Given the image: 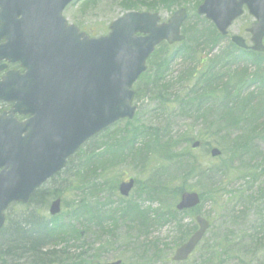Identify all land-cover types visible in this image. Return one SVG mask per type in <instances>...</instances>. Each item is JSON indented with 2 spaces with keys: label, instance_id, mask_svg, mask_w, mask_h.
<instances>
[{
  "label": "water",
  "instance_id": "95a60500",
  "mask_svg": "<svg viewBox=\"0 0 264 264\" xmlns=\"http://www.w3.org/2000/svg\"><path fill=\"white\" fill-rule=\"evenodd\" d=\"M73 0H0V60L19 63L23 76L9 72L0 81V101L14 103L8 116H0V229L11 204H26L45 181L88 139L121 119H132L133 93L129 90L145 70L154 46L181 42L179 29L186 13L175 12L167 24L156 26L155 14L128 13L109 26L107 37L88 39L66 27L61 12ZM243 7L254 18L246 30L250 49L264 53V0H203V15L225 37ZM140 34L145 37H136ZM231 43L246 49L243 39ZM14 114L29 115L18 124ZM198 147L193 143L191 148ZM215 158L220 152L210 151ZM133 181L121 183L118 193L128 197ZM199 204L194 193H184L175 209ZM60 212V200L48 213ZM197 231L178 247L171 261L187 259L205 234L208 224L195 218ZM113 264H120L119 262Z\"/></svg>",
  "mask_w": 264,
  "mask_h": 264
},
{
  "label": "trees",
  "instance_id": "16d2710c",
  "mask_svg": "<svg viewBox=\"0 0 264 264\" xmlns=\"http://www.w3.org/2000/svg\"><path fill=\"white\" fill-rule=\"evenodd\" d=\"M159 1L173 8L184 7L192 2V0ZM156 2L157 0H120V5L125 11L142 9L154 11V3ZM199 3L200 1H196L194 4L197 6ZM201 25L203 26L200 28H194L191 23H188L184 28L187 38L172 54L166 53L167 48L165 46L161 47V51L156 52L149 61L151 72L142 77V84L140 85L142 88L139 86L140 89L136 90L137 94L141 92V95L144 94L151 100L158 102L160 109L166 108L169 101L174 102L181 119H201L205 125V134L209 136V130H213L212 137L217 138L218 142L223 145L222 155H228L229 159L221 160L219 166L204 169L197 166L194 160L187 156L189 153H185V156L174 153V147L178 142L171 143V138L167 137L168 126H164V128H133L127 143H137L136 145L139 147L133 151L131 149L127 156L133 163L137 164L136 169L141 170V167H144L147 170L151 168L149 166L151 164L149 159L152 154L150 147L154 148L157 153L166 154L161 159L162 166L149 170L148 184H141L143 187L147 186L146 188L151 187V189L149 188L151 191L149 201L151 198L161 201L159 199H163L166 193L171 196L172 192L173 196L178 198L182 192L186 191V186L181 185L179 188L177 186L174 191H171L172 185L169 186V184L175 180L187 179L192 175L196 177L201 186H206L205 189L212 190L214 189V180L232 172V165L235 161L242 168H247V161H253L262 154L258 152L256 141L261 140L264 143V123H258L259 118L264 116V54L243 52L228 43L215 55L210 56V53L203 55L204 49L212 51L227 39L221 38L212 25L203 19H201ZM176 60H181V65L184 66L194 65L191 68L188 66L181 72L179 81L186 82L187 85L181 90L183 95L180 101L175 96L170 97L168 95L170 86L167 85L168 73L171 72V67ZM248 63L254 64L252 73H248L246 69ZM237 68L241 70L236 72ZM222 70L225 71L223 74V77L226 78L225 83H223V77L220 75ZM243 94H246V97H243ZM255 99H260V101L251 105ZM167 114L171 117L170 113ZM234 130L238 133L243 132V134H238L229 140V136L233 134ZM128 134L129 132H126L122 136L127 137ZM189 134L186 133V137H189ZM200 137L201 134H198L194 140L202 141ZM191 141H193L192 138H185L183 142L187 144ZM90 144L91 141L78 152L82 161L77 164L79 167L74 171L79 178L80 185L84 186L88 184L84 178L89 173L90 175H95L97 172L101 174L104 171L105 163L115 166L120 158L110 151L111 155L107 160V158L105 159L107 152L99 153L98 147ZM207 146L211 147L212 145L208 143ZM108 147L111 149V146ZM72 160L68 162L67 167ZM255 169L264 172V156L260 158V163ZM90 190L95 191L96 188ZM110 190L115 192L116 189L112 186ZM60 193L61 191L57 188H40L34 192L28 205L44 207L46 202L55 196H59ZM237 204L243 205L244 203ZM75 205L76 207L70 215L65 218L59 216L46 220L34 212H27L26 214H17L15 219H7L5 226L0 231V264H102L105 262L104 256L110 248L109 246L105 247V243H99L101 238L99 234L106 236L111 241L116 240L111 247L116 246L117 237L120 236L115 237L113 228L117 226L118 222L125 228L124 240H130L132 233L136 236L134 240H138L146 235L145 231L148 232L151 226H164L168 221L167 217L175 220L179 215H187L186 212L178 214L174 210H169L165 216L157 209L151 210L149 208L146 210L147 208H143L137 202L123 200H120L115 208L107 209V214L97 203L84 206L83 202H77ZM106 208L107 205L104 206V209ZM116 214L119 215L118 218H116ZM66 220L69 222L68 224H64ZM75 223L82 225L84 230L75 229ZM83 224L86 225L83 226ZM105 227L109 228L110 231L105 233ZM185 227L182 226L177 229L181 235H184L182 239L178 237V243L181 242L182 244L191 233V230L185 229ZM89 231L93 233L94 238L97 236L93 242L81 239ZM230 236L226 235L218 243L216 249L211 247L209 243L203 244L202 242L200 244L203 253H205L202 258L207 259L204 264L212 263L213 255L211 253H214V250L225 253L237 250L252 258L255 256L254 253L264 248L261 239L257 238L255 244L251 246L254 249L243 245L244 242L232 245L231 240L227 239ZM71 242L77 246L73 244L69 246ZM60 244L62 248L58 250ZM70 247H73V251L77 252L71 253ZM125 248L129 249L130 246L125 245ZM220 257L223 256L217 255V258ZM154 258L158 259L159 256L154 255ZM215 264L222 263L215 262Z\"/></svg>",
  "mask_w": 264,
  "mask_h": 264
},
{
  "label": "rangeland",
  "instance_id": "374dc122",
  "mask_svg": "<svg viewBox=\"0 0 264 264\" xmlns=\"http://www.w3.org/2000/svg\"><path fill=\"white\" fill-rule=\"evenodd\" d=\"M196 1L199 2L200 0H192L189 5L183 7L187 10L189 16V20L183 27V34L185 38H187V34L185 33L184 28L188 23H191L194 28H200L203 26L201 25V19L197 18L194 14V3ZM177 8L179 7L173 8L172 6H167L159 0L154 3V12L159 15L162 22L167 21ZM191 8L193 9L191 10ZM125 12L126 11L121 8L120 0H78L64 10L63 17L68 24L75 26L86 35L99 37L106 35L108 33V25L115 19L123 16ZM251 23H253V18L248 16L247 13H244L232 24L228 35L238 36L245 40L246 43H249L250 36L246 32V29L249 28ZM227 44L228 41L221 42L220 45L212 51L204 49L202 54L208 55L210 53V56L215 55L224 46H227ZM179 46L180 44L168 46L166 53L172 54ZM160 51L161 49L158 50V52ZM246 65L248 73H252L254 71V64L248 63ZM188 66L191 68L194 65L192 64ZM188 66L181 65V60H176L171 67V72L168 73L167 76V85L170 86L168 95L170 97L175 96V98H178L179 101L183 95V91L181 92V90L187 85L186 82L179 81V78L181 76V72L187 69ZM147 68L148 71L146 73L150 74V64ZM232 70H234V68H232ZM240 70L241 69L237 68L236 72H239ZM224 73L225 71L222 70L220 75L223 77ZM222 81L225 83L226 78L223 77ZM141 84L142 78L134 88L135 97L133 105L136 108V112L133 119L131 121H120L116 123L94 138L93 144L92 142L90 144L91 146L98 147L99 153L102 151L105 153L107 152V156H105V159L107 158V160L110 158V151H112V154H116L120 157L118 164L111 166L108 163H105L104 171L101 174L97 172L95 175H90L89 173V175L84 178L88 184L86 186L80 185L79 178L76 176V172L74 171L77 170L79 167L77 164H80L82 159L80 158L81 155L76 153L66 170L59 177L48 181L42 187L49 189L57 188L61 191L59 194L61 199V218L68 217L71 211L76 207L75 204L77 202H83L84 206H90L97 203L98 205H101L105 212L107 209L111 210L112 208H115L119 204L120 199L117 191L115 190V192H112L110 187L113 186L116 189L119 183L127 181L128 179H133L136 182V187L130 193L126 201L137 202L143 208H147L146 210H149V208L151 210L157 209L158 212L165 216L168 214L169 210H174L177 198L173 196V192L171 193V196L166 193L163 199H159L161 201H157L153 198L149 201V196L151 195L149 188L151 189V187L149 186V188H146L147 186L143 187L141 184H148V178L150 177L149 170L162 166L163 164L161 159L166 154L157 153L154 148L150 147L152 154L149 159V162H151L149 166L151 168L147 170L144 167H141V170L136 169L137 164L133 163L127 156L129 155L128 152L131 149L133 151L136 147H139L136 145L137 143H127V141H129L128 137L132 133L133 128H164V126H168L167 137L171 138V143L178 142V144L174 147V153L184 154V156L185 153H189L190 155L187 154V156L190 159H193L197 166L204 169L219 166L218 164L221 160L229 159L228 155H221V157L217 159H211L208 156L206 151L209 148V146L206 147L208 143L219 150H222L223 145L218 142L217 138L212 137L213 130L207 129L209 130V136L205 134V125L201 119H181V116L178 113L179 111L172 101L168 102L166 108L163 107L160 109L158 102L151 100L144 94L141 95V92H138L137 94V90L140 89L139 86ZM242 96L246 97V94H243ZM259 101L260 99H255L251 105L254 103L257 104ZM165 112L170 113L171 117H169V114ZM258 123H264V116L259 118ZM126 132H129L128 136L123 137L122 135H125ZM186 133H190L189 137H186ZM198 134H201L200 138L202 141L194 140ZM238 134H243V132L238 133V131L234 130L233 134L229 136V140H232ZM185 138H192L193 141L185 144L183 142ZM194 141H199L201 145L199 149L191 150L190 145ZM256 143L258 145V152H261L262 154L253 159V161H247V168H242L240 164L235 161L232 165L233 172H229L227 176L215 179L213 182L214 189L212 190L205 189L207 188L206 186H201L194 175L184 180H175L169 184V186L172 185L170 187L171 191H174L177 186L179 188L181 185H184L186 186L185 192H195L203 198V200H201L202 203L195 210L190 211L186 216L179 215L175 218V220L167 217L168 221L164 226H151L148 232L145 231L146 235L140 237L138 240H134L136 236L132 233V235H130L131 238L128 241L124 240L126 232L125 228H123L121 226L122 224L118 222L117 226L113 229L115 237L117 235L120 237H117V245L112 247L111 245H113L116 240L113 239L111 241L106 236L99 234L101 237L99 243H105V247L109 246L110 248L105 254L104 260L108 263L119 260L123 264H173L170 262V258L176 247L181 244V242H177V239L178 237H181L182 239L184 236L181 235L177 229L179 227L186 226L185 229H189L192 232L194 229L193 214H199L210 224V228L203 239V244L209 243L211 244V247L213 246L214 249H216L218 243L221 242L226 235H231L233 237L242 235L245 238L247 235L251 237L252 235H255L252 230V227L256 226L254 225L255 222L261 224L262 221V232H259V234H262H258L257 237L261 239L262 246L264 247V205L260 204V202H254L249 206L236 205L235 203L239 200V197H246V194L243 192H245L248 187V189H250L248 193H255L256 196L259 190L264 189V172H259L255 169V167L260 163V158L264 156V143L261 140H257ZM108 146H111V149ZM238 173L241 174L240 177H238ZM91 188H96V190H90ZM51 200L46 202L44 207H38L35 205H27L28 207L21 205L11 206L6 213V217L11 220L15 219L19 213L26 214L27 212H34L35 214H38L42 218L48 220L50 218L48 215V205ZM105 205H107L106 209H104ZM118 216L119 215L116 214V218H118ZM241 216L242 218L238 220ZM234 217L236 219H233ZM68 223L69 222L67 220L64 221V224ZM109 224L111 223L109 222ZM74 225L75 229L78 231L84 230L82 225H77L76 223ZM85 225L86 224H83V226ZM107 231H110V229L105 227L104 232L107 233ZM95 238L97 239V236H95ZM95 238L93 233L89 231L81 239L93 242ZM181 239L179 238L180 241ZM108 242H110L109 245ZM124 242H126V244H124ZM239 242L242 241H231V243H233L232 245ZM254 242L255 241L246 240L243 245L251 247L255 244ZM72 244L77 246V244H74L73 242H71L69 246H72ZM125 245H129L130 248L126 249ZM139 247L141 248L139 249ZM61 248L62 245L60 244L57 249L59 250ZM73 249V247H70L69 251L71 253L77 252L73 251ZM251 249L254 248L251 247ZM202 252V246H199L193 255L192 261L187 264H204L207 259H204V257L202 258L205 254ZM211 254L213 255L211 264H215V262L222 264H247V262L251 259L248 254L244 255L238 251L225 253L223 251L214 250V253ZM254 254L255 256L252 259L256 260L255 264H264V248L258 250L257 253ZM154 255L159 256V258H154ZM217 255H222L223 257L217 258Z\"/></svg>",
  "mask_w": 264,
  "mask_h": 264
},
{
  "label": "flooded vegetation",
  "instance_id": "af4514ba",
  "mask_svg": "<svg viewBox=\"0 0 264 264\" xmlns=\"http://www.w3.org/2000/svg\"><path fill=\"white\" fill-rule=\"evenodd\" d=\"M7 69H11L10 66L7 67ZM25 119H26L25 117H19V118H18V121L23 122ZM263 203H264V202H263ZM243 235H246V234H243ZM227 239H228V240H240V241H246V240H251L252 238L249 237V236H247V235H246V238H245L244 236L241 235V236H238V237L230 236V237H228ZM195 252H196V249L194 250V252H193L190 256H188L187 260H186L185 262H183L182 264H187V263H189L190 261H192V258H193V255H194Z\"/></svg>",
  "mask_w": 264,
  "mask_h": 264
}]
</instances>
